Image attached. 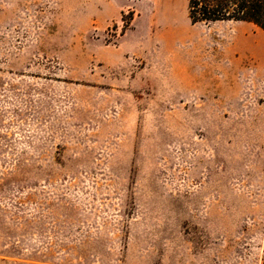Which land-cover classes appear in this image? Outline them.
I'll return each instance as SVG.
<instances>
[{
  "label": "rangeland",
  "instance_id": "1",
  "mask_svg": "<svg viewBox=\"0 0 264 264\" xmlns=\"http://www.w3.org/2000/svg\"><path fill=\"white\" fill-rule=\"evenodd\" d=\"M0 264H264V30L0 0Z\"/></svg>",
  "mask_w": 264,
  "mask_h": 264
},
{
  "label": "trees",
  "instance_id": "2",
  "mask_svg": "<svg viewBox=\"0 0 264 264\" xmlns=\"http://www.w3.org/2000/svg\"><path fill=\"white\" fill-rule=\"evenodd\" d=\"M193 24L244 21L264 30V0H188Z\"/></svg>",
  "mask_w": 264,
  "mask_h": 264
},
{
  "label": "bare ground",
  "instance_id": "3",
  "mask_svg": "<svg viewBox=\"0 0 264 264\" xmlns=\"http://www.w3.org/2000/svg\"><path fill=\"white\" fill-rule=\"evenodd\" d=\"M206 45V44H205ZM205 45L203 46L204 48H205ZM205 49H209V52L211 53H213V52H215L216 50H215V48H213V47H209V48H205Z\"/></svg>",
  "mask_w": 264,
  "mask_h": 264
},
{
  "label": "crops",
  "instance_id": "4",
  "mask_svg": "<svg viewBox=\"0 0 264 264\" xmlns=\"http://www.w3.org/2000/svg\"><path fill=\"white\" fill-rule=\"evenodd\" d=\"M239 22H244V21H239ZM246 23H249V22H246ZM253 24V23H252ZM255 25V24H254Z\"/></svg>",
  "mask_w": 264,
  "mask_h": 264
}]
</instances>
